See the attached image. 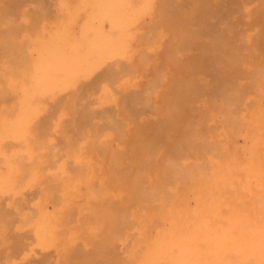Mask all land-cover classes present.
Masks as SVG:
<instances>
[{"label": "bare ground", "instance_id": "bare-ground-1", "mask_svg": "<svg viewBox=\"0 0 264 264\" xmlns=\"http://www.w3.org/2000/svg\"><path fill=\"white\" fill-rule=\"evenodd\" d=\"M0 1L5 4L10 3L7 9L2 7L3 3L0 5V9L6 11L10 6L13 7L11 3L24 1L21 7L27 3L25 1H33L36 5L38 2L44 3L43 17L48 11L46 6L52 7L49 10L51 14L49 16L47 14V17L54 16L52 22L49 21L48 25H46L48 22L45 23V30L44 27L38 28L37 31L40 29L42 31L35 32L33 36L19 37L13 30L15 28L17 31L16 27L22 24L15 26L4 17L10 28L14 26L11 30L16 37H13L10 28L0 23V199L4 202L11 198L13 203L22 204L27 198H35L30 202V208L36 212V215L21 214L19 223L22 227L28 226L33 231L37 245H55L56 248L52 252L58 254V259L61 260L71 248V238L77 235L98 238L108 233L107 245L102 247L111 251V256L105 259L101 253L97 258L91 257V261L100 264H264V67L259 65L264 62V58L258 57L260 61L258 62L255 57V64L250 63L253 67L257 65L252 75V71H249L250 64L242 62L244 59L240 57L242 51H239L240 56L236 58L229 54L228 60L229 56L234 59L233 63L230 62L233 66L229 65V68L238 72L231 76H234L236 81V74L239 79L242 73H246L247 76H244L243 81L250 79L249 76L252 75L250 81L243 83L234 81L235 84L232 85L233 83H228L229 79H226L225 83L223 76H220L218 79L222 78L225 85L232 87L228 90L226 86L227 89L222 90L221 79L220 85L219 82L217 85H212L217 79L216 76L222 73V71L216 73L218 72L216 66V69H213L216 70L214 72L216 75L214 79L212 78L214 81L211 85L215 86L214 89L217 88L216 86L221 87L220 92H223L221 94H224V91L227 93L223 98H220L221 95L219 101L205 102L203 105L207 109L205 114L207 116L202 115L195 118V121L193 118L196 115L200 116L196 112L201 110L196 111L192 115H195L192 118L194 121H189V118L184 121L182 132L181 123H176L177 119L174 115L179 104L174 106L175 98L171 97V93L164 100L165 113L169 112L168 118L164 120L169 126L166 127L168 131L164 127L165 123L161 125L164 121L161 120V123L157 124L160 120L157 117L161 104L151 103L149 99L150 92L154 93L156 90L158 92L159 89L156 88L158 81L152 85L147 84L151 87L155 86L148 90L150 91L148 96L145 92L144 98H140L138 96L140 93L135 88L138 79L141 80L140 73L130 61L134 53L132 49L134 37L139 32L140 24L146 25L145 20L149 21L150 26L147 28L151 31L153 29L152 32L163 30L161 24L171 21L169 27H172L171 30L169 29V33H172L169 39L172 40L171 50L172 48L177 50L175 47L181 43L179 40L185 39L184 44L187 45L196 42L195 48L205 44L206 51L210 48H213V51L214 47L220 48L223 53L225 50L229 53L231 51L232 54L233 51L235 54L238 50H247V54L264 51V0H247L250 3L245 0L246 5L240 4L243 0H228V2H240L235 6L238 9H232L235 10L239 20L241 19L237 22L239 26L234 21L235 18L237 19L235 13H228L235 16V18L232 16L233 26L248 24L241 25L238 32L237 28L225 18L226 16L222 17L228 21L226 23L231 24H228L229 27L232 26L237 30V33L228 32L230 42L228 39L225 41L221 36L222 30L226 29L222 25L218 28L221 30L217 32L219 36L214 32L221 23H216L217 27L215 26L214 30L215 27H212V31L217 37H223L221 38L223 40H211L213 38L210 39L211 36H208L209 38H205L204 41L202 33L199 35L203 38H198L201 37L199 35L196 37L197 34L191 37L195 33L191 28L192 21L189 26L182 22L185 20L188 23L189 17L195 16L191 15L192 11L196 15L203 10L206 13L207 6L209 12L211 4L215 7V4L221 6L222 3L223 6L227 4L224 2L226 0H205L206 3L208 2L207 6L204 5L205 8L202 7L204 1L200 0ZM247 3L250 6H247ZM40 4L37 10H40ZM234 4L235 2L231 3V8ZM26 5L28 6V3ZM36 5L31 4V7ZM184 5H190L188 12L183 11L184 9L179 10ZM217 7L216 5L215 9ZM222 8L225 10L226 7ZM22 9L19 8V11H22L20 13L24 11L23 16H26L25 11L28 10ZM215 9L211 11L214 12ZM227 10L229 11L228 8ZM3 12L6 13L5 10L1 13ZM14 12L17 13L18 10ZM212 12L206 14V19L205 13H202L204 17L201 19L206 22L207 17L212 16ZM20 13L16 21H20L19 16H22ZM33 15L32 17L37 19L35 12ZM28 17L32 18L31 12ZM13 18L17 19L15 16ZM222 18L220 20H223ZM35 19L31 20V25L33 20L39 21V18ZM216 19L210 23L209 18L208 23L214 26ZM176 21L183 25H179ZM226 23L225 25L223 23V26H226ZM202 24L197 25L199 27ZM32 26L34 32V24ZM143 26L141 28H145ZM249 26L248 31L246 29V32H243L245 31L243 29ZM21 27L19 29L23 30L17 33L25 34L27 27L25 26L26 29ZM9 30L11 32L6 33L8 35L5 36L4 31ZM200 31L204 33V31L208 32V29ZM152 32L149 33L150 37L147 36L150 39L155 38L154 34H157L152 35ZM3 33L5 35H2ZM162 36L161 32L157 34L159 39ZM195 37L202 39L201 43L197 42ZM138 39L143 48L147 46L144 45L146 40L140 42L141 38ZM161 40L162 38L159 40L160 43ZM139 44H135L136 48L141 46ZM148 44L149 52L155 51L158 45ZM179 46L182 47V44ZM191 47L189 48L193 50ZM182 51L184 52L183 49ZM215 54L217 57V53ZM225 54L223 55L226 57ZM146 57H144L146 60L140 57L137 59L139 58L140 64L147 65ZM153 62L155 63V59ZM218 62L216 64L220 65L221 61ZM144 67L139 69L148 70V67ZM170 67L173 68L172 65ZM218 70L220 71V67ZM150 71L152 74V70ZM213 71L210 70L212 73ZM162 72L161 75L166 73ZM168 74L163 75L164 79ZM207 75V77L212 76L208 71ZM161 78V82H166ZM175 78L171 81H175ZM181 79L186 81L182 77ZM196 79L191 81L194 82ZM178 81L179 85L182 81ZM173 84L177 86L176 83ZM236 84L239 88L247 86L249 92L243 94L247 90L246 87L243 92L241 91L244 96H241L240 89L235 88ZM147 85L144 90L150 88ZM168 87L166 88L169 90ZM179 90L182 91L181 88ZM200 90L201 94H199ZM210 90L207 91L210 93ZM192 91L194 93V89ZM192 91L187 92L189 95L185 98L183 97L185 94H182L186 91L179 95L184 98V102L188 99L193 100L199 95L204 98L202 95L204 90L201 87L199 91L195 89V95L197 93L198 95L190 98L193 95L190 94ZM161 92L165 94L166 90ZM219 94L217 95L216 91V95ZM155 95L157 96V93ZM160 96L162 98L163 95ZM207 97L204 100L211 98ZM156 99L157 97L154 101ZM201 99L199 98V101ZM178 100L182 101V98ZM148 101V107L151 106L150 114L147 111L149 108L145 107ZM186 102L184 105L187 108L189 104L186 105ZM192 104L189 105L191 108ZM50 107L57 110L55 121L48 114L52 110ZM140 107H144L143 110ZM180 108L185 109L183 106ZM68 110L72 111L73 115ZM132 111H136L138 115L143 112V116L139 115L142 117L136 122ZM68 114L71 118L74 116L73 128L71 125L69 127V124L66 126L75 132L77 136L75 140L71 138L73 134L72 136L70 132L66 134L68 129L65 130L64 125L62 126L70 119ZM146 114H149L147 116L150 119L145 118ZM41 117L48 118L47 123H51L49 128H46L48 126L43 119L46 125L42 123L41 127L43 128L41 130L46 132V136L47 133L48 137L51 136L49 139L45 134L41 133L42 137L38 133L41 139L45 137L46 142L37 138V132L41 131L39 130L41 125H38L41 123ZM157 125L160 129L165 128L163 132L166 130L167 133L164 134L162 131L160 133ZM214 125L217 130H212V127L215 128ZM34 127L37 130H34ZM237 136L243 137L242 146L234 143L233 139L236 137V142ZM58 138L64 145L66 144L65 147H59L56 140ZM62 142L60 144L63 145ZM55 196L58 198H54ZM75 211L79 213L78 224L76 221L75 225L71 224L67 227L69 215ZM16 228L20 229L19 226Z\"/></svg>", "mask_w": 264, "mask_h": 264}, {"label": "rangeland", "instance_id": "rangeland-1", "mask_svg": "<svg viewBox=\"0 0 264 264\" xmlns=\"http://www.w3.org/2000/svg\"><path fill=\"white\" fill-rule=\"evenodd\" d=\"M200 1H204V2H202V7H204L205 8V6H207V3H206V1L205 0H200ZM227 1V2H226ZM226 1H224L225 3H227V4H225V3H223V4H225V5H223L222 6V3H221V6L222 7H226L225 8V10H222L223 8L220 6V4H215L214 6L216 7V5L218 6L216 9H215V7H213L212 6V4L210 5V11L208 12V9H209V7L207 6L206 8H208V9H206V13L205 12H203L204 10V8L202 9L203 11H201L200 13H199V15H198V13H197V15H196V13L195 14H193V11L190 13L191 15H195V16H191V17H189L190 18V21H189V19H188V23H186L185 22V20H183L182 22L185 24V25H188L189 26V24L191 23V21H192V26H191V28H193V31L195 32L194 34H193V32H192V30H191V34H193V35H191V37L193 38L196 34V37H198V35L200 34V33H202L201 35L202 36H204V38L201 36V35H199V36H201V37H198V38H203L204 39V41H205V38H209L208 36H211L210 37V39L211 38H213V39H211V40H215V39H219V40H223V39H221V38H223L224 37V40L226 41V39H228L229 37L227 36V34H228V32H236L237 30H238V32L240 31L239 30V28H241L242 26H246V25H248V24H244V25H242V24H240V27H237V25L239 26V24L237 23V22H239V21H241V19L239 20V18H238V16H236V13H235V10L236 9H238V7H235L236 6V4L238 5V3H240V2H237L236 3V1H233V2H235V4L234 5H232V8H231V3H233V2H231V1H229L228 2V0H226ZM247 1V0H246ZM248 1H250V0H248ZM247 1V2H248ZM20 2V1H19ZM25 2H27L28 3V6L26 5L27 3H25L22 7H21V3H24V1H21V3H11V5L13 4V7L11 8V6H10V8H9V6H8V8H9V10H7L6 11V9H7V5L9 4L10 5V3H8V4H5V3H3L2 1H0V5H2V3H3V5H2V7L3 8H6V9H0L1 11H0V13L2 12V11H4L5 10V12L6 13H4L3 12V14L1 13L0 14V23L3 25L4 24V26L6 25V26H8L9 27V25H8V22H10L11 24H14L15 26L16 25H25L26 27H27V29H26V27H25V34H24V32L23 33H17V31H22L23 29L22 28H24L22 25V27H21V29L22 30H20L18 27H16L17 28V31H15V28H14V32H16V34L20 37L21 35H24V36H33L34 35V33L36 32H39V31H42L41 29L39 30V31H37L38 30V28H42V27H44L43 29L45 30V26L46 25H48L49 24V21L50 22H52L51 21V19H53L54 18V16H52V18L51 17H47V14H48V16L51 14V11H49V10H51L52 9V7H47L46 6V8L48 9V11H47V13H46V15H45V17H43V15H42V12H43V10H42V8H44V6H45V4L44 3H42V4H40V2H38L41 6H39V8H40V10H37L38 8V3H37V5H36V3L35 2H33V1H25ZM32 2V3H31ZM242 3H240L241 5L243 4V5H246L245 3V0H243V1H241ZM205 3V4H204ZM248 3H250V2H248ZM248 3H247V6H250V5H248ZM31 4L33 5L34 4V6L36 5V7H31ZM229 4V5H228ZM239 4V5H240ZM4 5L6 6V7H4ZM30 5V6H29ZM205 5V6H204ZM27 6V7H26ZM188 5H184V6H181V8H179V10L180 11H182L183 9V11H187L188 9H190V5L187 7ZM228 6V7H227ZM233 6L235 7V8H233ZM1 7V6H0ZM37 8L36 10H32L31 8ZM216 10H213L214 12H217V13H214V12H212L211 10L213 9V8ZM19 8H20V10H21V8H23L22 10H28L27 12L25 11V13H26V16H23L24 15V11H23V13H20V12H22V11H19ZM227 8L229 9V11L227 10ZM231 8V9H230ZM186 9V10H185ZM219 9V10H218ZM232 9H235V10H233L232 11ZM14 10H18V12L16 13V12H14ZM30 10H32V11H30ZM42 10V11H41ZM223 12H222V11ZM31 12V17L32 16H34L33 14H34V12H35V16H36V18L38 19L39 18V21H36V22H34V20H33V24H34V27H35V30H34V32H32L33 30H32V28H31V26L33 25H31L30 23H31V20L32 19H35L34 17H32V18H30V17H28V15H30V12ZM189 11V10H188ZM187 11V12H188ZM226 11H227V13H226ZM14 14H13V13ZM33 12V13H32ZM40 12V13H39ZM210 12H212V16H210V15H208V16H210V17H207V19L209 20V18L211 19V21H210V23L212 22V21H214L216 18V21L214 22L215 24H214V26H212V24H210V23H208L209 21L207 20L206 22H204L203 21V19H201V18H203L204 17V15H203V17H202V13H205V19H206V14L208 13V14H210ZM221 12H222V14H221ZM233 12V13H232ZM11 13H12V18L10 17V15H11ZM18 13H20V15H22L21 17H23V19L19 16V19H20V21H16V20H18ZM228 13H230V14H234L236 17H237V19H238V21H236L237 19L235 18V16L234 15H229ZM53 14V13H52ZM221 14V15H220ZM226 14H228L229 16L228 17H231V18H228L227 17V15ZM217 15H219L220 16V18H218L219 16H217ZM13 16H15L17 19H15V18H13ZM217 16V17H216ZM226 16V17H225ZM232 16H234V21H235V23H237V25L235 26V24H234V26H235V28H237V30L235 29H233V23H234V21H232ZM6 18V20L8 21H5V18ZM8 17V18H7ZM211 17H213V18H211ZM216 17V18H215ZM222 17H225V18H227L230 22H231V24H232V26H230L229 27V25L228 24H230V23H226V21L227 20H225V18L223 19ZM11 18V21L9 20ZM41 18V19H40ZM43 18V19H42ZM45 18V19H44ZM199 18V19H198ZM215 18V19H214ZM223 19L224 20V22H223V20H220V19ZM15 20V22H14V20ZM23 21H22V20ZM24 19H25V21H24ZM37 19H35V20H37ZM49 19V20H48ZM195 19V20H194ZM198 19V21H196ZM213 19V20H212ZM219 19V20H218ZM12 20H13V23H12ZM45 20H46V22H45ZM194 20V21H193ZM29 21V22H28ZM200 21V22H199ZM219 21H221V22H219ZM7 22V23H6ZM39 22V23H38ZM42 24H41V23ZM48 22V23H47ZM145 22H147L146 23V25L145 26H143L142 24H140V26L138 27L139 28V32H138V34H137V36H135L134 37V42H133V44L132 45H134L135 46V48H134V46H132V49H133V51H134V53H133V56H132V58H130V61H131V63L134 65V66H136L137 68H138V70H139V75H140V78H141V80L140 79H138L139 81H138V83H137V85L135 86V88H136V90L138 91V93H140V94H138V96L140 97V98H144V96H145V94H146V96H148L149 94H148V92H150V91H148V90H150L151 88H153V87H151L150 85H147V84H155V82L156 81H158V82H156L157 84H156V88L157 89H159L158 90V92H156L154 89H156V88H154L153 90L155 91L154 93H152V92H150V99L149 100H151L150 102L152 103H154L155 102V104H161V105H163L162 107H161V105H160V109H159V116L157 117V118H160V120H159V122L157 123V124H159V123H161L160 121L162 120V121H164V120H166V118H168V113H165L166 112V110L164 109L165 107H164V100H165V98L170 94L171 95V97L174 99V102H175V104H174V106H176V104L178 105L179 104V106H178V109H177V107H175L174 108V110H176L177 109V111H174V112H177L178 113V115H177V113H175L174 115H176V119H177V121H176V123H181V125H180V131L183 129L184 130V128H183V123H184V121L186 120V119H188L189 118V121H194L193 119H197V118H199V117H201L202 115H204V117H206L205 116V114H207V109H206V107L204 106L205 105V102H209V101H219V99L220 98H223V96H224V94H226L227 93V91H224V94H221V93H223V92H220L221 91V87L220 88H218L219 86H216L217 88L216 89H214L215 88V86H212V85H217V83H218V85H220V81H221V83H223V79H224V82L226 81V79L228 80L229 79V84H231V83H233L232 85H234L235 84V82L237 81V83H239V82H241V83H243V82H248V81H250V79H251V77H252V75H253V72H255L256 70H254V69H256V66H251V64L252 63H254L255 64V61L257 60L258 62H260L259 61V58H264V56H263V54H264V51L263 50H260V51H256V53H254L253 52V54H251L250 52H249V54H247L248 52H247V50L245 51V50H238V52H236L235 54H236V56H235V54H234V52L235 51H233V54L231 53V51H230V53H229V51L227 52L226 50H225V53H223L222 52V50L220 49V48H216V47H214V50L212 51V49L213 48H210V49H208L207 51H206V45L204 44H202V47H199L198 46V48H195V46H194V44L196 43V42H193L194 44L193 45H187L186 43L184 44V40H179V41H181V43H179L178 45H176V47L175 48H177V50L176 49H174V48H172V50H171V41L172 40H169L170 38H171V36H172V33H169L170 32V30H171V28H169L170 27V24H171V21H170V23H169V21H165V22H163L162 24H161V29H163V30H161V31H157V30H155L154 32H152L153 31V29H152V31L151 30H148L149 28H147V27H149L150 25L148 24V20H145ZM145 22H143V24L145 23ZM176 22H178V21H176ZM196 22H198L197 24L198 25H200V24H202V23H204V24H202V26H204V27H202V26H199V27H202L201 29H203V31L205 30V28H206V30L208 29V32L207 31H204V33L202 32V31H200L201 29L198 27V25L196 24ZM224 23V25H225V23H226V26H223V23ZM228 22V21H227ZM243 22V21H242ZM241 22V23H242ZM20 23V24H19ZM26 23H28V25H30V27H28V25L26 24ZM45 23H47L46 25H45ZM168 23H169V25H168ZM179 23V25H183V24H180L181 22H178ZM213 23V22H212ZM216 23H221L220 25H217ZM11 24H10V26H11ZM35 24H37L36 26H35ZM41 26H40V25ZM167 24V25H166ZM230 24V25H231ZM45 25V26H44ZM148 25V26H147ZM209 25V26H208ZM218 27H217V26ZM222 25V27H224V28H226V29H229L228 31L226 30V32H224L225 30H222L223 32H221V30H219L218 28L220 27ZM228 25V26H227ZM242 25V26H241ZM4 26H2V27H4ZM5 26V27H6ZM145 27V28H141V27ZM162 26H164V27H162ZM166 26H168V27H166ZM173 26V25H172ZM196 26V27H195ZM211 26V27H210ZM217 27V29L219 30H217L216 29V27ZM14 27V26H13ZM13 27H11V28H13ZM33 27V26H32ZM37 27V28H36ZM212 27H215V28H213V30L214 29H216V30H214V32L216 33V34H218V36L220 35L219 33H217V32H221L222 33V35L221 36H223V37H217V35L216 34H214L213 33V31H212ZM10 28V27H9ZM11 28H10V30H11ZM197 28V29H196ZM249 29L250 28V26L249 27H245L243 30H245V31H243V32H246V29ZM19 29V30H18ZM34 29V28H33ZM170 29V30H169ZM199 29V30H198ZM209 29H211L210 30V32H209ZM231 29V30H230ZM234 31H233V30ZM248 29H247V31H248ZM8 31V32H5L4 31V33L6 34V33H10L11 31ZM31 30V32H29ZM43 30V31H44ZM149 32H148V31ZM195 30H197V31H195ZM12 31V32H13ZM27 31V32H26ZM152 32V35H153V33H159V32H161L162 33V42L160 43V39L159 38H157V34H154V35H156L155 36V38L153 37L152 39L154 40H152V39H150V38H148V37H150V35H149V33H151ZM11 33L12 34V36H13V34H14V36L13 37H16L15 35V33ZM44 32H46V31H44ZM146 32H148V34H146ZM172 32V31H171ZM207 33V37H206V33ZM2 34V35H5V34ZM41 33V32H40ZM43 33V32H42ZM213 33V36L211 35ZM224 33H225V35H224ZM237 33V32H236ZM8 34H6L5 36H7ZM30 34H32V35H30ZM169 34H170V36H169ZM1 35V36H2ZM145 35H146V37H145ZM216 35V36H215ZM17 36V37H18ZM141 38V40L142 41H140V42H143L144 40H146V42L144 41V45L146 46V47H144L143 48V46L141 45V44H139V37ZM142 36V37H141ZM148 36V37H147ZM167 36V37H166ZM227 36V37H226ZM18 37V38H19ZM195 37V40L197 39ZM184 38V37H183ZM182 38V39H183ZM150 41H149V40ZM158 39V41H156ZM136 40H137V42H136ZM199 40V41H198ZM200 40H202V39H197L196 41L197 42H199V43H201L200 42ZM193 41H194V39H193ZM210 41V40H209ZM228 41L230 42V39H228ZM227 41V42H228ZM150 43V44H155L156 43V45H157V47L155 48L156 50L155 51H153V52H149L148 51V43ZM152 42V43H151ZM168 42H169V47H168ZM208 42V41H207ZM223 42V41H222ZM163 43H165V44H163ZM135 44H139V45H141V46H138L137 48H136V45ZM182 44V47H180L179 45H181ZM165 45H167V46H165ZM188 46V48L186 47V46ZM192 46V47H191ZM194 46V47H193ZM203 46H205V47H203ZM140 47H142V48H140ZM160 47V48H159ZM174 47V46H173ZM189 47H191V48H193V50L192 49H190ZM184 50V52L182 51V49ZM186 48H187V50H186ZM195 48V49H194ZM202 48V49H201ZM141 49V50H140ZM144 49V50H143ZM158 49V50H157ZM166 49V50H165ZM192 50L191 52H190V50ZM197 49V50H196ZM216 49H217V51H216ZM175 50V51H174ZM187 52H186V51ZM189 50V51H188ZM195 50H196V52H195ZM201 50V51H200ZM141 51V52H140ZM143 51V52H142ZM170 51V52H169ZM173 51H174V53H173ZM177 51V52H176ZM180 51H182V52H180ZM209 51V52H208ZM214 51H216L215 53H217V57H215L216 56V54L215 53H213ZM219 51H221L222 52V55L223 54H225V55H227L226 57L223 55H221V52H219ZM239 51H242V53H240L241 54V56H240V54H239ZM1 52V51H0ZM176 52V53H175ZM180 52V53H179ZM188 52H190V53H188ZM193 52H195V53H193ZM262 52H263V54H262ZM143 53V54H142ZM162 53H164V54H162ZM165 53H167V54H165ZM172 53L174 54L173 56H172ZM185 53H186V56H185ZM199 53H201V54H199ZM205 53V54H204ZM209 53V54H208ZM228 53V54H227ZM246 53V54H245ZM2 54V53H1ZM141 54V56H143V58H141V56H139ZM206 54H207V56H206ZM229 54H231L232 56L231 57H243L244 59H242V62H246V63H251L249 66H250V69H249V71L251 72L252 71V75H250L249 77H250V79H247V77H245L247 80H245V81H243V79H244V76H247L246 75V73H242L241 75L242 76H239V79H240V81H239V79H238V76H237V74L235 75V77H236V81H235V79L231 76V74L233 75V74H235V73H238L235 69V72L233 71V69L231 70V68H229L230 66L229 65H232L230 62H232V61H234V59H231L230 58V56H229V60H228V55ZM239 54V55H238ZM145 55V56H144ZM172 57H171V56ZM181 55V56H180ZM205 57V59H204V57ZM214 57H213V56ZM238 55V56H237ZM250 55V56H249ZM257 55V56H256ZM147 56V57H146ZM168 56H169V58H168ZM175 56V57H174ZM181 59H179L178 57ZM196 56H197V58H196ZM200 56V57H199ZM247 56H248V58H247ZM137 57H140V59H145L144 57H146L147 59H148V61H146L147 62V65H149V62H150V65L149 66H147V65H143V64H140L139 62H140V60H138L137 59ZM203 57V58H202ZM227 58V59H225V58ZM255 57H256V60H255ZM259 57V58H258ZM153 58V59H152ZM174 58H176V59H174ZM196 58V59H195ZM213 58V59H212ZM219 59V60H217V59ZM137 59V60H136ZM149 59H151V60H149ZM155 59V63L153 62V60ZM172 59V60H171ZM204 59V61L203 62H201L202 60ZM207 59H209V60H207ZM214 59H216V60H214ZM247 59H249L250 61H248ZM251 59H252V61H251ZM146 60V59H145ZM168 60V61H167ZM177 60V61H176ZM191 60H193V61H191ZM211 60H213L212 62H214L213 64H212V62H211ZM152 61V62H151ZM210 61V62H209ZM218 61H221V64L219 65L218 63ZM227 61V62H226ZM172 64H171V63ZM173 62H174V64H173ZM181 64H180V63ZM196 62V63H195ZM207 64H205V63ZM210 63V65H209V63ZM216 62H218L217 64H216ZM258 62H256V64L258 63ZM136 63V64H135ZM180 65H179V64ZM195 63V64H194ZM203 63H204V65H203ZM233 63V62H232ZM216 64V65H215ZM151 65H153V66H155V67H153V66H151ZM163 65H164V67H166V68H164L163 67ZM172 65V67L173 68H171L170 66ZM174 65H176L175 66V68H174ZM215 65V67L214 68H212L213 66ZM224 65V66H223ZM259 65H261V66H263L264 67V62L263 63H259ZM143 66H145V67H148V70H147V68H146V70H144V69H142V70H144L143 72H141L142 70H141V68L143 67ZM159 66V67H158ZM169 66V67H168ZM189 66V67H188ZM201 66V67H200ZM206 68H205V67ZM216 66H217V69H216ZM233 66V65H232ZM139 67H141L140 69H139ZM144 67V68H145ZM152 67L154 68V71H153V69H152ZM179 69H178V68ZM183 67H184V69H183ZM197 69H196V68ZM203 67V68H202ZM219 67H220V71L218 70L219 69ZM159 68V69H158ZM161 68L163 69V70H161ZM210 68H212V69H210ZM158 69V70H157ZM167 69H169L168 70V72H167ZM173 69H174V71H173ZM192 69V70H191ZM194 69V70H193ZM204 69V70H203ZM207 69H209V70H207L208 72H209V74L211 73V75L212 76H210L209 75V77H207L208 75H207V71L206 70ZM213 69H216L218 72H216V70H214L213 71ZM150 70H152V74H151V71ZM166 70V71H165ZM176 70H177V72H176ZM191 70V71H190ZM210 70L211 71H213V73L212 72H210ZM229 70H231V71H229ZM254 70V71H253ZM163 71V72H162ZM169 73L167 76V78L166 79H164L165 77H163V75H166V73ZM184 71H185V73H184ZM190 73H189V72ZM193 71V72H192ZM201 71V72H200ZM222 71V73L221 74H219V75H217L216 77H217V79H215V81H216V84H214L215 83V81L213 80L214 78H215V75H214V72H216V73H220ZM225 73H224V72ZM233 71V72H232ZM161 72L162 73H165V74H162L161 75ZM197 73V74H199V75H197V74H195L196 75V77H195V75L194 74H192V73ZM199 72V73H198ZM145 73H146V75H145ZM178 73V74H177ZM203 73V74H202ZM224 73V75H222ZM249 73V72H248ZM247 73V74H248ZM157 74V75H156ZM159 74H160V76H159ZM174 74V75H173ZM184 74V75H183ZM186 74H187V76H188V78H187V76H186ZM189 74H192V75H189ZM202 75V77H200L201 75ZM205 74V75H204ZM245 74V75H244ZM250 74V73H249ZM152 75H154V77H156L157 78V80H156V78H154ZM156 75V76H155ZM207 75V76H206ZM239 75H240V73H239ZM158 76H159V78H158ZM172 76V77H171ZM178 76V77H177ZM184 76V77H183ZM200 78H198V77ZM220 76H223V79L222 78H219L218 79V77H220ZM163 78V80L164 81H166V82H164L163 83V81L161 82V80H160V78ZM176 77V78H175ZM181 77L182 78H184L185 80H186V78H187V80L186 81H184L183 79H181ZM186 77V78H185ZM192 77H194L195 79L196 78H198V81H197V79L194 81V82H192L193 80L192 79H194V78H192ZM228 77V78H227ZM230 77H232V81L230 82ZM241 77H243V78H241ZM248 77V78H249ZM147 78V79H146ZM161 78V79H162ZM169 78V79H168ZM176 79L175 81H171V80H173V79ZM177 78H180V79H177ZM206 78V79H205ZM209 80H208V79ZM213 78V79H212ZM144 79V80H143ZM152 79V80H151ZM202 79H205L203 82L201 81ZM221 79V80H220ZM238 79V80H237ZM150 80V81H149ZM154 80V81H153ZM159 80H160V82H159ZM182 81V82H180L179 83V85H178V83H177V81ZM192 80V81H191ZM212 80V81H211ZM170 81L172 82V83H170ZM178 81V82H179ZM190 81L192 82V83H195V84H192V83H190ZM214 81V83H212ZM235 81V82H234ZM152 82V83H151ZM173 82L174 83H176L177 84V86H175V84H173ZM201 83L200 85H199V83ZM209 82V83H208ZM168 83H170V84H168ZM186 83V84H185ZM211 83H212V85H211ZM226 83V82H225ZM149 86L150 88L148 89V87H147V89H145L144 90V87L146 86ZM160 84V85H159ZM168 84V85H167ZM184 84V85H183ZM202 84H204V85H202ZM207 84H209V85H207ZM144 85V86H143ZM164 85H166V86H164ZM181 85L183 86V87H181ZM224 83L223 84H221V86H222V90H226L227 89V87H228V84L227 85H225V87H224ZM169 86V87H168ZM189 86V87H188ZM199 87V89H200V87L204 90L203 92H202V95L204 96V98L206 97V99L208 98L207 96H209V98L210 99H208V100H204V98H202V97H199L201 100V102L199 101V98L196 96V95H198V93L195 95V93H196V91H199V89L197 88V87ZM206 86L208 87V88H206ZM237 86V87H236ZM161 88V90H164V92H165V90H166V92H165V94L164 93H162L161 92V90H160V88ZM162 87H168L169 88V90L166 88V89H163ZM211 87V88H210ZM214 87V88H213ZM247 86H243L242 88H239V86L236 84L235 85V88H236V90H238V89H240L239 90V92H243V90L246 88ZM138 88V89H137ZM181 88V90L182 91H180L179 89ZM232 88V87H231ZM230 87H228V90L229 89H231ZM192 89H194V93H193V91H192ZM195 89H196V91H195ZM210 90V93H209V91H207V90ZM220 89V90H219ZM247 90H245L244 92H243V94L244 95H246L248 92H249V88L247 87L246 88ZM133 90V89H132ZM143 90H144V92H143ZM174 91V93L172 92V91ZM178 92H180V93H178ZM189 90V91H188ZM190 90L192 91L190 94H193V95H191L190 96V98L193 96L194 97V95L196 96V98H193V100L192 99H185V100H187V102H186V105H187V103L190 105V103H193V104H195V105H193L192 104V108L190 107H188L187 106V108H186V106L184 105L185 104V102L183 101L184 100V98H185V96L187 95V92L189 93L190 92ZM217 91V95L219 94V92H220V94H219V96H217L216 95V91ZM167 91H168V93H167ZM186 91V92H185ZM205 91H207L205 94H203ZM212 91H215V92H212ZM248 91V92H247ZM142 92V93H141ZM146 92V93H145ZM182 92H185V93H183L182 94ZM238 92V91H237ZM238 92V93H239ZM242 92H241V96H244V95H242ZM247 92V93H246ZM145 93V94H144ZM155 93H157V96L155 95ZM178 93V94H177ZM237 93V94H238ZM163 95L162 96V98H161V96L160 95ZM175 94V95H174ZM182 94V95H184L183 97H181L180 95ZM199 94H201V90H200V93ZM206 94H208V95H206ZM214 95V96H211V95ZM144 95V96H143ZM154 95V96H153ZM178 95H179V97H178ZM189 95V94H188ZM187 95V96H188ZM222 95V96H221ZM152 96H153V99H152ZM217 98H216V97ZM221 96V97H220ZM155 97H157V99H156V101H154V98ZM164 97V98H163ZM182 98V101H179L178 99H180L181 100V98ZM212 97H215V98H212ZM220 97V98H219ZM176 98H178V99H176ZM198 98V99H197ZM160 99H162V101H160ZM176 100V101H175ZM177 100L179 101V103L177 102ZM203 100V101H202ZM9 101V100H8ZM10 101H12V99H10ZM159 101H160V103H159ZM182 102V103H181ZM199 102H200V106H199ZM163 103V104H162ZM148 104H149V101L146 103V105L147 106H145L146 108H149L148 107ZM182 104V105H181ZM204 104V105H203ZM197 105V106H196ZM180 106H183V107H185V109L183 110L182 108H180L179 109V107ZM202 106V107H201ZM198 107H200V109L198 108ZM204 107V108H203ZM55 108L57 109V107L55 106ZM141 108V107H140ZM144 108V107H143ZM143 108H141V110H143ZM150 108H151V106H150ZM150 108L147 110V109H145V110H147L148 111V113L150 114V112H149V110H150ZM196 108V109H195ZM198 108V109H197ZM203 110H202V109ZM50 109H52L53 110V107H50ZM49 109V110H50ZM56 109H54L53 111L52 110H50L49 111V116L51 115V117H53V119L52 120H56V118L54 117L55 116V113H57V110ZM187 109V110H186ZM190 109V110H189ZM192 109V110H191ZM194 109H195V111H194ZM132 110V109H131ZM133 110H135V109H133ZM144 110V111H145ZM182 110H183V113H184V115L182 114ZM198 110H201V111H198ZM68 111H70V110H68ZM138 111V110H137ZM140 111V110H139ZM191 111H193V112H191ZM196 111H198V112H196ZM203 111H205V113L203 112ZM50 112L52 113V114H50ZM133 112V116H134V119L136 120V122L138 121L137 119H139L140 117H142L143 115V112H142V114L140 113L139 115H142V116H139L138 114H137V112L136 111H132ZM141 112V111H140ZM146 112V111H145ZM197 113V114H199L200 116H198V115H194V116H192L193 115V113ZM200 112V113H199ZM68 113V112H67ZM69 113H73L72 111H70ZM164 113V114H163ZM202 113V114H201ZM132 114V113H131ZM149 114H146V116H145V118L147 117L148 118V116L147 115H149ZM190 114V115H189ZM57 115V114H56ZM69 115V117H70V119L68 120V121H66L65 122V120H64V124H62V126L65 128V130L66 129H68L69 127H70V125L72 126V128H73V125H72V122H75V120H73L74 119V116L71 118V116H70V114H68ZM67 115V116H68ZM73 115V114H72ZM145 115V114H144ZM48 115H46V117H47ZM49 116H48V118H49ZM132 116V117H133ZM198 116V117H197ZM44 118V117H41V123L40 124H38L39 126H40V128H39V130H41V129H43V128H41L44 124H45V122H43V119L46 121V119H48V118ZM51 117H50V119H51ZM163 117V118H162ZM194 117V118H193ZM146 118V119H147ZM193 118V119H192ZM71 119L73 120V121H71ZM148 119H150V118H148ZM196 119H195V121H196ZM70 121V122H69ZM39 123V122H38ZM42 123H43V125H42ZM50 123V122H49ZM166 124V126H164L165 128L167 127H169V126H167V122L166 121H164L163 123H161V125L163 124V125H165ZM191 123V122H190ZM193 124H194V122H192ZM47 124V125H46ZM46 126H48V127H46V128H49V126H50V124H48L47 123V121H46ZM69 124V125H68ZM80 124V123H79ZM83 124V123H82ZM81 124V125H82ZM66 125H68V126H66ZM78 125V124H77ZM84 125V124H83ZM82 125V126H83ZM162 125V126H163ZM37 126V125H36ZM35 126V127H36ZM159 128H158V127ZM156 126V128H158V129H160V126L159 125H157ZM161 126V127H162ZM215 126V125H214ZM35 127H34V130H37V128L35 129ZM38 127V126H37ZM45 127V126H44ZM45 128V129H46ZM165 128H163V129H165ZM166 128V130L168 131V129ZM163 129L161 128L160 130H158V131H160V133H162L163 132ZM199 129L201 130V128L199 127ZM217 130V128H216V126H215V128L214 127H212V130ZM46 130H48V129H46ZM64 130V131H65ZM165 130V132H163L164 134H166L167 133V131ZM41 131H44V130H41ZM41 131H36L37 132V136L39 135V134H45L46 132L44 131V132H41ZM49 131V130H48ZM72 131V132H71ZM162 131V132H161ZM203 129H202V133H203ZM70 132V133H69ZM182 132V131H181ZM39 133V134H38ZM50 133V132H49ZM70 134V136H72L71 134H73V136L71 137V138H73V140H75V138L77 137L76 136V134H75V132H73V129H68V130H66V134ZM40 135V136H42L43 137V135ZM51 134V133H50ZM163 134V135H164ZM50 136V135H49ZM165 136V135H164ZM45 137L47 138L48 137V133H47V136H46V134H45ZM44 137V138H45ZM51 137V136H50ZM50 137H48V139L50 138ZM37 138H40L41 139V137H37ZM44 138H42L41 140H44ZM235 138L236 137H234V143H237V144H239L238 146H242L243 145V143H244V140H243V137L242 136H237V139H236V142H235ZM40 139H38V141H40ZM57 140V143L60 145L59 147H65V145H64V143H63V145L62 144H60L61 142L59 141V138L58 139H56ZM56 140H55V142H56ZM45 142H46V140H44ZM44 141H40L41 143H44ZM163 141V140H162ZM60 142V143H59ZM164 142V141H163ZM243 142V143H242ZM162 143V142H161ZM58 144H57V146H58ZM62 145V146H61ZM162 145H163V143H162ZM54 198H58V196H55ZM35 198L33 197V198H27L25 201H24V203H22V204H15V203H13L12 202V200H11V198H10V200H5L4 202L2 201V199H0V264H100V263H98V262H93V261H91L90 260V258L91 257H94L95 256V258H97L98 257V255L99 254H101V253H103V255H104V257H105V259H107V258H109L110 256H111V251H109L107 248H105V247H102V245H107V242H108V233L106 234V235H101V236H99L98 238H91V237H89V236H83V237H80V235H77L75 238H71V248H70V250H69V252L66 254V255H64V258H62L61 260H59L58 259V254H56V253H54V252H52L53 251V249L54 248H56V246L55 245H37L36 243H35V241H34V233H33V231H31L30 230V228L28 227V226H24V227H22L21 225H20V223H19V221H20V216H21V214H26V215H28V216H34V215H36V212L35 211H33V210H31V208H30V202H32L33 200H34ZM79 218V213L77 212V211H75V212H73L71 215H69V223L67 224V227L69 226V225H71V224H73V225H75V222L77 221V219ZM76 224H78V221L76 222ZM20 227V229H17L16 227ZM66 237H68L67 235H66ZM43 253H45V255L43 254Z\"/></svg>", "mask_w": 264, "mask_h": 264}]
</instances>
